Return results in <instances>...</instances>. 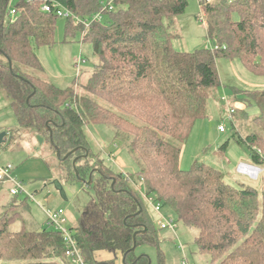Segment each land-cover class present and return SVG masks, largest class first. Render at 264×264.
<instances>
[{
    "label": "trees",
    "instance_id": "trees-1",
    "mask_svg": "<svg viewBox=\"0 0 264 264\" xmlns=\"http://www.w3.org/2000/svg\"><path fill=\"white\" fill-rule=\"evenodd\" d=\"M109 1L0 0V92L11 101L18 123L6 130L9 142L28 132L41 137L60 154L64 181L94 190L97 199L72 230L85 264H152L149 256H137L141 246L154 247L158 264H166L160 230L141 192L197 231L196 250L211 256L212 264H264V193L244 183L228 184L225 174L209 165L180 167L182 146L197 122L208 117L212 92L221 85L217 61L238 59L252 74L264 76V0L216 5L199 0L212 46L190 53L174 47L182 39L175 21L187 12L188 0H114V12L102 23L87 28L67 20L66 37L81 33L80 41L90 43L99 60L84 94L75 90L76 81L59 89L24 71L44 72L36 49L56 45L60 18L55 10L43 12L45 3H58L89 21ZM234 93L248 109L259 110L253 122L263 134L239 136L237 143L249 150L250 163L264 169V90ZM92 125L113 130L137 162L136 173L115 171L91 148L86 128ZM228 146L229 141L218 153ZM27 213L26 196H11L0 206V264H71L61 232L12 229ZM102 253L113 258L101 260Z\"/></svg>",
    "mask_w": 264,
    "mask_h": 264
},
{
    "label": "rangeland",
    "instance_id": "rangeland-1",
    "mask_svg": "<svg viewBox=\"0 0 264 264\" xmlns=\"http://www.w3.org/2000/svg\"><path fill=\"white\" fill-rule=\"evenodd\" d=\"M188 1L187 12L175 21V32L180 34L182 39L176 40L174 47L180 50L181 45L184 47L186 42L188 44L198 42L197 49L209 48L212 44L206 33L205 11L200 7L199 0ZM210 1L216 5L223 0ZM66 25L67 19L60 17L56 25V45L52 48L36 49L44 72L24 71L50 81L59 89L71 88L74 86L73 82L76 81L75 90L79 94H84L83 85L95 70L99 60L93 53L92 45L80 41L81 33H77L74 38L66 37ZM216 65L221 85L219 89L212 92V96L219 95L221 99L226 100L215 102L213 97L209 100L208 117L206 120L197 122L188 142L182 146L180 167L190 171L195 163L209 165L223 172L224 180L228 184L237 187L240 183H244L255 187L262 194L264 193V173L257 181L237 173L241 162H251L249 150L246 146L239 145L237 138L239 136L245 138L252 133L263 134L253 122L254 118L259 115V110L255 105L248 109L241 101L242 95L234 91L261 92L264 90V76L259 77L252 74L238 59L220 58ZM103 104L141 125L136 119L122 112L119 113L107 103ZM230 108L236 109L233 123L226 120ZM12 112L11 101L1 91L0 117H5ZM220 122H225L227 126L226 133H221V135L218 133ZM30 133L24 134L25 137L20 141L11 143L8 140L0 143V166H11V179L14 184L23 186L26 195L32 196L28 198L30 213L24 214V223L20 222L12 229L20 230L23 225L32 231L47 228L48 218L45 212L53 213L62 210L66 220L64 227L72 232L84 215L87 205L97 199L95 192L83 187L80 183H66L62 170H60L59 158L50 148V144L39 142L38 137L34 139L29 136ZM86 135L91 148L100 153L106 160V164L115 171L136 173L139 170L133 155L129 153L122 141L115 139L111 128L92 125L86 128ZM228 141L229 146L226 152L219 154L218 150ZM9 185L7 183L0 189V206L7 204L11 198ZM26 195L22 193L19 198ZM143 202L151 220L156 225L160 217L145 199ZM162 210L165 217L171 216L176 220V215L172 210L168 208ZM176 224V232L171 228L159 229L160 247L165 254L166 264H182L184 260L187 264H212L211 256L202 255L196 250L194 241L197 231L189 229L177 220ZM181 245L184 246L183 249H180ZM136 254L137 256L147 255L152 264H158V253L154 247H138ZM100 255L101 260L104 261H110L113 258V255L105 253Z\"/></svg>",
    "mask_w": 264,
    "mask_h": 264
},
{
    "label": "built area",
    "instance_id": "built-area-1",
    "mask_svg": "<svg viewBox=\"0 0 264 264\" xmlns=\"http://www.w3.org/2000/svg\"><path fill=\"white\" fill-rule=\"evenodd\" d=\"M207 3L212 4L210 0H206ZM114 0H111L107 3L103 4V7L100 11V13H97L90 19L89 21H84L82 20L79 16L73 14L72 12L68 11L58 3H53L50 5L49 3H45V5L42 7L43 12L50 13L51 11L55 10V13H57L58 17L64 18V19H71L75 21V25H83L87 28H89V23L90 22H96V23H102L105 17V14L107 12H114ZM13 19L16 17L15 11H11ZM205 21V19H204ZM218 48H214V50H217ZM226 100V99H225ZM236 113V109H229V112L226 116V120L233 123V118L234 114ZM227 131V126L225 122H220V126L218 127V132L219 134L221 133H226ZM12 167L7 166V167H1L0 166V185H6L7 183L10 184V194L13 197H19L22 195V193H25V189L21 185H16L11 179V174H12ZM237 173L248 177L249 179L257 181L259 177L264 173V169L253 165L252 163H247V162H241L237 168ZM141 196L145 199L147 204L155 210V212L158 214L160 217V221L156 224L158 229L160 230H166L168 228H171L172 230H175L177 228L176 220L171 217V216H164L163 215V208L159 203H157L153 198H148L144 194ZM27 198L32 196L26 195ZM47 214V225L49 228H54L55 230L59 231L62 233L65 242H67V249H66V256L70 260L71 264H85L83 260V256L80 254L76 241L73 238L72 232H70L67 228L64 227L66 224V220L64 218V212L62 210L58 212H53V213H46ZM183 245L180 246V249H183ZM182 264H187L186 260L183 261Z\"/></svg>",
    "mask_w": 264,
    "mask_h": 264
},
{
    "label": "crops",
    "instance_id": "crops-1",
    "mask_svg": "<svg viewBox=\"0 0 264 264\" xmlns=\"http://www.w3.org/2000/svg\"><path fill=\"white\" fill-rule=\"evenodd\" d=\"M197 47H198V42H196V43L192 42L191 44H188L186 42V43H184V47L181 45V49L179 51L190 53V52L196 50ZM220 100L225 101V99H221V97H219V95H216L215 98H214V101L216 102V101H220ZM217 108H218V102H217ZM17 125H18L17 118H16V116H15V114L13 112L11 114H9V115H6L5 117L4 116L0 117V134L3 133V132H7L6 130H9V128L17 127ZM9 138H10V136L7 133L6 138L4 139V141H8ZM173 231L176 232L175 230H173Z\"/></svg>",
    "mask_w": 264,
    "mask_h": 264
},
{
    "label": "water",
    "instance_id": "water-1",
    "mask_svg": "<svg viewBox=\"0 0 264 264\" xmlns=\"http://www.w3.org/2000/svg\"><path fill=\"white\" fill-rule=\"evenodd\" d=\"M10 68H12V62L11 61H10ZM6 135H7V132H3V133L0 134V143L4 142V139L6 138ZM38 140H39V142L44 143L43 142L44 140L41 137H38ZM57 156H58V158H60V154L59 153H57ZM75 163H76V161L74 162V165H75ZM87 184L89 186L92 185L91 184V179L89 180V182Z\"/></svg>",
    "mask_w": 264,
    "mask_h": 264
}]
</instances>
